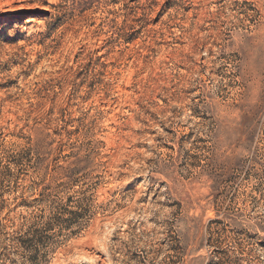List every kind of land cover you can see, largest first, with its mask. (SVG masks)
<instances>
[{
	"label": "rangeland",
	"instance_id": "obj_1",
	"mask_svg": "<svg viewBox=\"0 0 264 264\" xmlns=\"http://www.w3.org/2000/svg\"><path fill=\"white\" fill-rule=\"evenodd\" d=\"M0 264H264V0H0Z\"/></svg>",
	"mask_w": 264,
	"mask_h": 264
}]
</instances>
